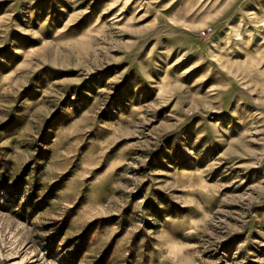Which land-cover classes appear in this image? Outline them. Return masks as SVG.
<instances>
[{
    "label": "rangeland",
    "instance_id": "obj_1",
    "mask_svg": "<svg viewBox=\"0 0 264 264\" xmlns=\"http://www.w3.org/2000/svg\"><path fill=\"white\" fill-rule=\"evenodd\" d=\"M0 264H264V0H0Z\"/></svg>",
    "mask_w": 264,
    "mask_h": 264
}]
</instances>
